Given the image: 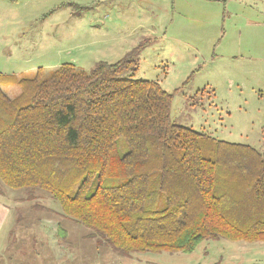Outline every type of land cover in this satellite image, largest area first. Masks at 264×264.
Listing matches in <instances>:
<instances>
[{"label": "trees", "instance_id": "1", "mask_svg": "<svg viewBox=\"0 0 264 264\" xmlns=\"http://www.w3.org/2000/svg\"><path fill=\"white\" fill-rule=\"evenodd\" d=\"M138 50L89 72H0V179L50 193L124 256L264 241V153L174 121L172 93L126 74Z\"/></svg>", "mask_w": 264, "mask_h": 264}, {"label": "rangeland", "instance_id": "2", "mask_svg": "<svg viewBox=\"0 0 264 264\" xmlns=\"http://www.w3.org/2000/svg\"><path fill=\"white\" fill-rule=\"evenodd\" d=\"M136 49L138 65L126 74L157 80L172 93L174 121L264 153V0H0L2 74L40 68L48 75L64 62L89 72ZM3 89L11 97L21 91L16 84ZM0 203L11 213L0 236L14 228L16 246L42 250L43 264H264V241L224 237L205 239L190 253L124 256L98 243L50 193L1 179ZM17 213L26 221L15 225ZM51 234L49 243L44 236ZM50 251L70 256L59 261Z\"/></svg>", "mask_w": 264, "mask_h": 264}, {"label": "crops", "instance_id": "3", "mask_svg": "<svg viewBox=\"0 0 264 264\" xmlns=\"http://www.w3.org/2000/svg\"><path fill=\"white\" fill-rule=\"evenodd\" d=\"M21 203H23V202H21ZM21 203H19V204H21ZM8 204H11V203H8ZM10 214L11 213H10V210L8 208V205L0 203V215H1L0 216V224L1 223L3 224L4 221L10 216ZM16 215H17V217L15 218V221L13 220V223H15V225L22 223V221H26V219L23 218L22 214L18 215V213H17ZM46 221H47V219H46ZM48 221H49V223H52V228H48L49 231H50V229H51V231L54 229L56 230V228L58 226L56 227L54 225L55 221L53 219H48ZM13 230H14V228H11L9 230V235L6 237L0 236V264H31L28 261V259H37L36 262L38 264H43L41 260L39 261V259H41L43 257L42 250L41 251H35V250L27 251V250L19 249V247L16 246V243H14L16 241V239L19 238V236L18 235H12ZM55 237L56 236L54 234H51L48 236H44V239L47 242L51 243V238L53 239ZM53 241H55V240H53ZM44 254H46V252H44ZM49 254L51 255L52 258L59 260V261L62 260V258H64L65 256L66 257L70 256L69 253L66 251H50ZM16 259H22V260L17 261ZM44 264H45V261H44Z\"/></svg>", "mask_w": 264, "mask_h": 264}]
</instances>
